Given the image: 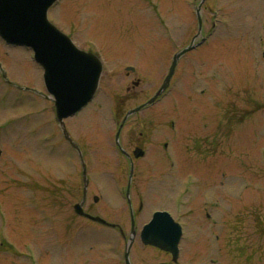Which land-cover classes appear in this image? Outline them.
<instances>
[{
  "label": "rangeland",
  "instance_id": "obj_1",
  "mask_svg": "<svg viewBox=\"0 0 264 264\" xmlns=\"http://www.w3.org/2000/svg\"><path fill=\"white\" fill-rule=\"evenodd\" d=\"M151 1L154 4L159 1V7L163 8L161 14L167 25L168 42L155 21V14L147 8V0H63L49 14L66 33H70L71 27L75 28L79 44L90 41L107 56L111 73L105 72L101 76L94 102L69 120L71 126L81 132L78 135L85 137L84 146L90 150L86 151V157L90 159L88 167L92 177L89 186L92 189L88 188L85 208L101 212L108 221L121 224L126 231L130 229L128 207L118 202L112 183L119 175L118 183L125 184L128 165L115 148L113 122L153 95L165 75L163 67L166 65L163 63L167 56L188 41L197 28L189 0ZM209 4L214 5L213 10L220 14L216 32L202 50L206 55L212 52L206 60L208 62L203 59L200 65L193 62L189 71L182 62L176 85L153 108L129 117L120 142L129 144L139 138L136 131L138 133L144 126L137 124L141 118L147 122V118L156 117L160 125H163L161 121H178L179 129L185 134L189 133L188 130L204 128L205 122L201 123L198 118L205 110L211 111V125L214 126L215 116L219 117L221 113V121H217L222 123L219 133L215 127L209 126L200 136L204 137L203 140L179 144L178 176L182 178L187 172L209 175L216 193L221 184L234 186L237 193L241 179L235 177L243 174L255 185L254 171L261 175L260 184L255 188L260 190L262 200L251 198L248 208L261 207L264 210V0H206L201 11L203 31L213 11H209ZM195 53L189 54L190 59ZM0 58L10 80L23 87L41 90L42 73L31 59L30 52L18 47L9 49L0 42ZM126 63L136 65L137 70L126 74L123 70ZM192 78H195L193 82ZM134 80H138V86L132 85ZM213 81L219 82L220 107H215L214 97L211 98L212 95L218 96ZM201 89L207 92L202 94ZM207 94L210 97H206ZM38 98L31 91L9 88L0 76V124L7 122L0 128V232L7 238V241L0 239V264H74L72 251L76 246H79L76 255L81 259L84 252L91 253L92 264H104L102 260L107 258H113L112 264H116L115 254L119 247L109 245L112 230L87 226L90 241L82 248L86 236L76 232L85 221L74 214L72 207L81 198L79 159L69 155L66 143L57 145L60 142L57 136L54 137V131L59 132V128L52 119V103ZM252 113L254 116H250ZM236 114L233 120L232 116ZM212 141H215V148H211ZM151 156L160 163L159 153ZM198 163L201 164L198 166ZM140 181L136 180L137 183ZM252 187H248L244 196H256ZM147 191L150 192L145 214H140L136 221L138 227L147 218L146 212L168 203L164 199L168 197L161 193L157 195L155 188L150 187ZM93 195L98 196L97 203L93 202ZM220 199L221 204L226 205V199L222 196ZM230 199L237 206L232 208L234 211L224 213L222 208L213 212L216 217H221L219 223L224 220L226 225L225 229L219 228L220 238H223L220 247L225 253L220 258L231 264H247L246 261L231 260L230 250L239 248L245 251L247 248L250 251L254 245L264 248V241L253 235L257 232L252 223L247 224L254 216L250 212V218L246 216L240 207V195L230 196ZM259 216L264 219V212ZM185 231L183 260L191 254L197 258L199 250L206 251L202 239L209 240L207 248L216 250L214 246H217L211 242L210 228L201 230L199 226H188ZM74 235L81 238L74 240L72 248ZM123 248L122 242L121 251ZM131 251L136 264H154L164 258L152 247L140 243L137 236ZM200 252V261L196 260V263L202 264L207 260ZM257 252L250 264H264V250L260 256V251Z\"/></svg>",
  "mask_w": 264,
  "mask_h": 264
},
{
  "label": "water",
  "instance_id": "obj_2",
  "mask_svg": "<svg viewBox=\"0 0 264 264\" xmlns=\"http://www.w3.org/2000/svg\"><path fill=\"white\" fill-rule=\"evenodd\" d=\"M49 1H46L45 5ZM16 3H14V0H0V32L9 42H25L33 46L37 51L38 59L44 64L45 69H47L46 79L51 91L55 93L57 118L61 121L66 115L72 114L75 110L81 108L90 98L89 96H91L94 84L97 81L96 73L93 75L92 80H90L91 88L84 94L75 96L74 91L68 88L70 85L67 83L71 82L72 78L67 77L70 68L66 62L69 61L70 57L79 58V56L70 50L66 40L62 36L57 35L53 29H49V26L46 25L43 19L44 14L34 19L33 23L36 27L30 31L28 23L24 21L30 12L23 11L19 7L20 5ZM39 27H42L44 31L40 33ZM53 76L56 78L51 79ZM167 80L168 78L165 80L160 91L166 86ZM136 109L130 111V113L135 112ZM76 211L77 213L81 212L80 207L76 206ZM92 218L98 222H104L101 218ZM150 241L148 239L145 242L150 243ZM162 247L164 248V246Z\"/></svg>",
  "mask_w": 264,
  "mask_h": 264
},
{
  "label": "flooded vegetation",
  "instance_id": "obj_3",
  "mask_svg": "<svg viewBox=\"0 0 264 264\" xmlns=\"http://www.w3.org/2000/svg\"><path fill=\"white\" fill-rule=\"evenodd\" d=\"M141 134V133H140ZM138 144V142H136V143H133V144H131V145H129L127 148H128V150L130 151L132 148H134L136 145ZM141 144H143V143H141ZM162 168L164 169L165 168V164L163 163V165H162ZM144 172H146V171H144V170H139L138 169V171H136V170H134V172H133V177H135V175H136V177L138 176V174H141V173H144ZM142 175V174H141ZM142 178V177H141ZM198 179H199V181L204 185L203 186V188H207L210 184H211V180L209 179V176H207V177H205V176H198L197 177ZM176 181H178V179H176ZM140 184H143V183H145L144 181H140L139 182ZM179 184V183H178ZM178 186V185H177ZM177 189H178V187H177ZM180 190V189H179ZM139 189L136 191V192H134L133 193V189H132V191L130 192V194L132 195V197L133 198H135V195H136V197L138 198V196H139ZM224 199H226V207H225V212L224 213H231L232 211H234L233 209H232V200L230 199V196L228 195V196H226ZM240 199H241V204H240V207L243 209V211H244V213L246 214V216L248 217V218H250V216H248V214H249V212L251 213V215H253L254 216V219H252V218H250V220H249V222H247V224L249 225L250 223H252V225L254 226V231H256L257 233H253V235H255V236H258V237H261V238H263L262 239V241H264V232H260V225L261 224H264V219L262 218V217H260L259 215H260V213H263L264 212V210L261 208V207H257V208H252V207H249L248 208V204H249V201L247 200V198L244 196V195H240ZM139 200H141V198H139ZM251 203V202H250ZM170 204H171V202H170ZM212 205H213V203L211 202V201H209V202H207V201H205V200H201V201H199V203H196V204H194V207L195 208H197V209H199V208H202L203 210H208L210 207H212ZM183 206V204L181 203V202H179V205H178V207H177V209H179V208H181ZM140 208H141V206H140ZM171 208V207H170ZM137 208L136 207H133V212L135 213V210H136ZM171 211V210H170ZM205 216L207 217V218H209V216H210V213H205ZM236 217H238L237 215H235ZM258 219H259V222H258ZM220 223L222 224V227H226V225H225V221H220ZM219 223V224H220ZM204 223H200V224H198L199 226L200 225H203ZM216 224V223H215ZM227 225H229V223L227 222L226 223ZM242 226L244 227V224L242 223ZM260 232V233H259ZM119 234V233H118ZM120 234H122V237L123 238H125V234H123L122 232L120 233ZM220 239H223V238H218V237H216L215 238V240L216 241H220ZM227 241L229 242L230 241V239H227ZM230 242H233V241H230ZM258 245H260V244H258ZM245 248V247H244ZM246 250H247V248H246ZM264 249L263 248H259V247H257V245H254V246H252L251 247V250L249 251L250 253H247V251H240L239 252V256H243V257H245V258H248V259H251V257L252 256H254L253 255V252H257V251H263ZM258 253V252H257ZM168 258H170V255L168 254V253H166V255H165V259L166 260H168ZM259 261H261L260 259H259Z\"/></svg>",
  "mask_w": 264,
  "mask_h": 264
}]
</instances>
